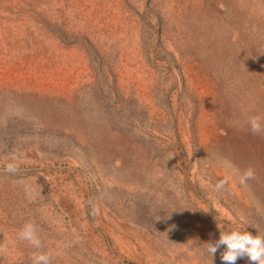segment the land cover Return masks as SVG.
<instances>
[{
    "label": "rangeland",
    "instance_id": "rangeland-1",
    "mask_svg": "<svg viewBox=\"0 0 264 264\" xmlns=\"http://www.w3.org/2000/svg\"><path fill=\"white\" fill-rule=\"evenodd\" d=\"M253 116L264 0H0V264H223L264 236Z\"/></svg>",
    "mask_w": 264,
    "mask_h": 264
},
{
    "label": "clouds",
    "instance_id": "clouds-1",
    "mask_svg": "<svg viewBox=\"0 0 264 264\" xmlns=\"http://www.w3.org/2000/svg\"><path fill=\"white\" fill-rule=\"evenodd\" d=\"M248 131L253 136L264 135V117L253 116L247 121ZM9 172L16 171L15 166L9 165L6 169ZM237 179L241 185H246L249 180L255 179V171L251 167L245 169L242 173L237 169ZM227 180H221L216 187L222 188ZM18 239L27 242L35 249L42 247L41 240L37 235V227L33 223H26L18 231ZM207 251L213 257L223 246L220 258L223 264H236L238 259H247L250 264H264V236L252 235L247 231L239 229L230 232H220L219 239L215 242L206 243ZM33 264H50L51 253H33Z\"/></svg>",
    "mask_w": 264,
    "mask_h": 264
}]
</instances>
